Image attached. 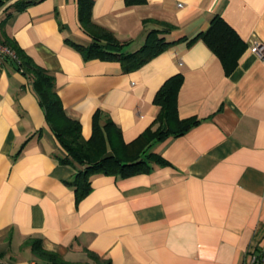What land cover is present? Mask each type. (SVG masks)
<instances>
[{"label":"crops","instance_id":"crops-1","mask_svg":"<svg viewBox=\"0 0 264 264\" xmlns=\"http://www.w3.org/2000/svg\"><path fill=\"white\" fill-rule=\"evenodd\" d=\"M222 16L246 43L226 75L200 37ZM92 19L137 50L160 23L173 41L130 71L116 60L85 59L74 43L92 38L77 0H2L0 39L15 41L53 76L65 113L92 130V115L111 118L125 141L152 125L155 92L182 73L180 118L200 122L153 142L168 164L128 177L93 172L76 202L70 180L81 167L48 127L32 79L4 62L0 70V264H42L30 239L65 261L96 264H252L264 224V0H93ZM184 37V38H183ZM154 127V126H153ZM261 264H264L262 258Z\"/></svg>","mask_w":264,"mask_h":264},{"label":"trees","instance_id":"trees-1","mask_svg":"<svg viewBox=\"0 0 264 264\" xmlns=\"http://www.w3.org/2000/svg\"><path fill=\"white\" fill-rule=\"evenodd\" d=\"M77 1L81 26L92 38L88 45L74 43L85 59L116 60L124 71H130L174 42L166 40L164 36V33L172 29V25L160 23V28L147 32L143 44L137 50L123 51L126 42L119 41L112 31L92 19L93 0ZM139 1L142 0H126L127 3ZM198 37L217 55L226 75L237 66L247 46L236 30L218 14L210 19L205 30L198 32L190 41ZM0 41L14 53V58L6 57L5 61L32 79L34 91L44 107L48 127L66 152L60 160L65 164L81 167L69 181L77 203L91 191L90 174L93 172L128 177L146 173L155 164H168L159 153L151 149L152 143L182 135L200 122L195 116L180 118L178 115L177 96L183 75L176 73L168 77L155 92L153 102L158 106L157 114L152 125L137 137L125 141L119 126L109 117L102 118L101 111L97 109L92 115L91 134L84 138L80 121L69 117L64 111L56 92L54 76L45 67L37 64L15 41ZM255 235V243L249 252H255L252 264H261L264 258V224L258 226ZM29 243L34 256L42 264H76L43 248L38 238H31ZM95 259L96 264H111L108 259Z\"/></svg>","mask_w":264,"mask_h":264},{"label":"built area","instance_id":"built-area-1","mask_svg":"<svg viewBox=\"0 0 264 264\" xmlns=\"http://www.w3.org/2000/svg\"><path fill=\"white\" fill-rule=\"evenodd\" d=\"M1 3H2V0H0V6H1ZM250 50L253 53H255L258 57L264 58V44L258 41H254L250 46ZM6 57L14 58V53L12 52L11 49H9L5 44H3L0 41V70H1L3 63L5 62ZM254 260H255V256H253L252 261Z\"/></svg>","mask_w":264,"mask_h":264}]
</instances>
